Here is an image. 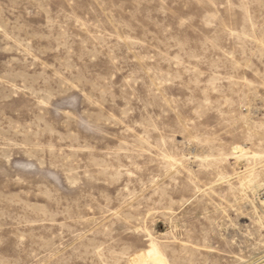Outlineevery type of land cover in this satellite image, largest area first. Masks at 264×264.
<instances>
[{
  "label": "rangeland",
  "instance_id": "374dc122",
  "mask_svg": "<svg viewBox=\"0 0 264 264\" xmlns=\"http://www.w3.org/2000/svg\"><path fill=\"white\" fill-rule=\"evenodd\" d=\"M0 264H264V0H0Z\"/></svg>",
  "mask_w": 264,
  "mask_h": 264
}]
</instances>
